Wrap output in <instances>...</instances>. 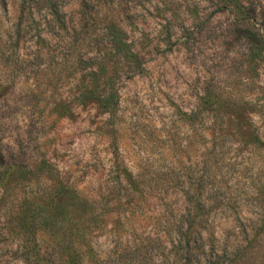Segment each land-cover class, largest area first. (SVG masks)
Here are the masks:
<instances>
[{"label":"rangeland","instance_id":"374dc122","mask_svg":"<svg viewBox=\"0 0 264 264\" xmlns=\"http://www.w3.org/2000/svg\"><path fill=\"white\" fill-rule=\"evenodd\" d=\"M25 1L37 0H0V264H24L14 217L54 185L43 162L69 195L42 216L62 208L81 226L84 264H170L167 221L192 201L212 204L221 248L247 232V264H264V150L246 139L251 123L264 146V65L250 55L251 24L235 23L222 0H51L84 61L61 71L53 54L63 32L44 4L17 33ZM242 3L254 30L263 28L264 0ZM109 22L140 64L116 65L113 115L78 97L84 86L100 90L112 70L94 60ZM90 205L103 214L89 224L87 259ZM55 242L41 232L44 251Z\"/></svg>","mask_w":264,"mask_h":264},{"label":"trees","instance_id":"16d2710c","mask_svg":"<svg viewBox=\"0 0 264 264\" xmlns=\"http://www.w3.org/2000/svg\"><path fill=\"white\" fill-rule=\"evenodd\" d=\"M225 9H228L234 17L235 23H244L245 27L251 28L249 30L248 45L250 55L252 59L259 60L264 65V27L254 30L251 18L248 17L243 10V0H222ZM44 2V3H43ZM44 4L52 16L53 21L57 25V30L63 32L55 42L54 56L56 57V65L59 69L65 70L67 63L72 60L74 65L84 63L80 52L75 48V41L70 37L69 32L74 33L75 29H69L66 23L62 21L60 13L57 10H53L54 6L51 0L35 1L23 3L20 23L17 28V33H20L25 28L22 26V22L26 19L24 17H33L34 12L39 5ZM25 7V8H24ZM39 9V8H38ZM69 31V32H68ZM106 35V43L102 45V51L98 52V55L94 60L98 67L102 71L105 70L106 65L111 66V72H102L101 89L98 86H91L87 89L84 86V91L79 94V98H88L94 100L99 107H101L109 115H113L117 107V89L114 86L115 68L119 61L131 62L135 67H140L139 62L136 59L135 53L132 51L130 45L125 41V33L114 23L109 22L103 29ZM66 33L67 36L64 34ZM38 42L40 44L46 43V36L37 35ZM50 50H46V54H49ZM87 71V70H86ZM98 71V70H97ZM93 71V72H97ZM71 72H75L72 70ZM97 77V73L92 74V79ZM257 112V107L254 108ZM262 108H259L260 113H264ZM216 124H213V128ZM248 130L247 142L253 149L264 150V146L261 144V137L258 133V129H255L253 124H246ZM39 170L42 174L48 177V180L54 184L50 187V192L46 195L42 194L40 197L34 199L39 202L33 211L28 207L20 205L18 211L14 217V222L18 230L20 237V258L24 264H54L56 258L62 259L64 264H84L85 258V234L81 230V226L77 223L71 222L69 218H66L65 210L62 208L57 209V215L53 218H44L42 214L48 210L54 200H60L69 195L67 187L62 185L59 180L54 176L53 169L45 162L41 163ZM129 203V202H128ZM126 205H129L126 203ZM214 205V204H213ZM105 205H103L104 207ZM89 208V218L87 220V259L90 254H94L95 250L92 246V232L90 223L96 222L97 218L103 214L102 208L99 211L98 207L94 205L87 206ZM212 204H206L205 202L195 201L189 202L188 207L185 208L183 213H179L177 216L169 222L167 221L166 233L174 236L170 239L168 245L170 252L172 253L170 264H247L251 258V252L249 247L244 245L247 241V232H243L244 238L240 239L237 236L233 239V245L225 246L221 248V243L216 238L217 226L213 224L207 212L212 208ZM105 213V212H104ZM237 223H240L242 230L245 228L242 224L246 219H238ZM261 227V226H258ZM49 229L56 237V242L51 247L50 253L44 251L40 244L41 232L44 229ZM259 231V229H258ZM257 236V231L254 233ZM252 238L255 239L256 237ZM252 240V239H251ZM199 254L200 258L193 260L194 255ZM55 255V256H54ZM227 259L226 262H223ZM88 264V263H87ZM95 264H100L95 262Z\"/></svg>","mask_w":264,"mask_h":264}]
</instances>
